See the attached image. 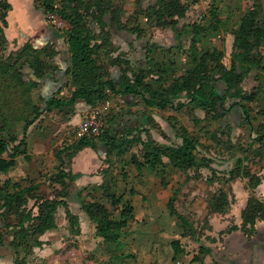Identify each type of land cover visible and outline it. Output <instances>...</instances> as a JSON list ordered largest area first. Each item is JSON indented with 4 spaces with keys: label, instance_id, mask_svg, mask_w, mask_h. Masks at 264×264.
Masks as SVG:
<instances>
[{
    "label": "trees",
    "instance_id": "trees-1",
    "mask_svg": "<svg viewBox=\"0 0 264 264\" xmlns=\"http://www.w3.org/2000/svg\"><path fill=\"white\" fill-rule=\"evenodd\" d=\"M34 1L43 12L54 11L70 24L65 31L67 48L70 53V64L66 71L69 77L68 81L74 88L69 96L64 97L55 93L49 98L41 100L40 104H35L32 101L31 90L37 82L25 81L22 78L21 68L27 63L34 69L38 77L43 75L45 62L39 57L38 49H34L29 42H26L17 50L4 56L5 58L0 55V58H3V60L0 59V127L4 129L7 125V136L0 135V172L6 171L14 163L15 155L21 151L24 144L28 125L42 112L63 105H72L78 98L90 106H94L107 99L110 93L130 98L140 97L145 106L156 107L160 110L168 107L180 110L188 106L194 112L198 108L202 111V116L195 115L196 121L204 120L209 116L221 118L224 122L223 126L228 129L232 127V124L225 122L224 117L228 111L236 109L241 118L234 121L233 125L241 126L243 122L247 124L248 143L260 142L264 139V119L254 125L253 116L250 113L251 107L248 105L249 102L256 100L257 92L261 86L257 84L248 91L240 86L244 77L261 61V56H257L251 51V47L260 44L264 37V23L260 22L256 9L258 6L254 4L255 0L251 5L242 9L235 26L230 31L233 40L227 66L221 62L222 53L219 48L198 47L194 37L196 31L190 39L186 52L189 57L187 65L183 72L172 77L170 82L165 81L167 79L163 77L167 71L165 63L157 60L151 54L145 60V68L136 70L135 67L139 64L138 60H131L125 52L116 51L110 27L141 34V26L138 22L131 23L129 19L123 24L119 22V16L125 11L121 2L115 3L113 0ZM196 1L157 0L155 5L143 7L140 2L135 0L136 5L132 14L136 15L135 12L141 10L148 22L150 19L154 21L151 27L173 26L178 18L185 15L189 4ZM7 7L6 0H0V20L2 22L0 37L3 36V27L6 25L4 17ZM204 21L205 19H202V22ZM127 23L131 25L128 26ZM191 23H188L187 26L196 30L195 23ZM96 27L99 29L97 34L94 32ZM209 27L215 29L212 23L209 24ZM41 50L45 51L46 49L44 47ZM99 51H102L108 63L117 64L120 67V73L116 78L99 72L97 63ZM212 68L217 70V75L212 77L207 86L205 83L208 80L207 73ZM149 77L150 79H148ZM104 88H107L109 92H105ZM29 114L31 115L29 116ZM159 119L157 121L153 112L150 111L149 114H146L143 125L135 127V129H133L134 126H125L121 131H117L114 128L116 125L115 115L111 114L108 117L106 115L99 135L78 137V140L73 144L56 150L55 156L59 163L51 176V180L56 181L59 185L56 195H66L68 186H66V190H62L66 182H69L66 179L72 180L75 177L65 167L71 154L83 146L94 148L97 141L105 145V156L114 152L116 157L126 151L130 144L139 143L140 152L130 156L138 173L144 167L152 169L164 165L163 157L167 159V163L171 167L180 171L206 166L212 173H215L216 169L211 165L213 159L210 156L205 154L197 156L199 142L194 135L181 126L178 127L181 130L176 132L174 123L169 118L160 117ZM18 121H23L22 133L19 138L13 132V126ZM161 121H164L174 131L172 136L166 128H163ZM146 124L149 127L144 126ZM155 129L158 130L157 135L164 141H159L152 135ZM141 132H144V138L141 137ZM220 134L222 135L221 132ZM224 140L228 139L224 138ZM246 150L242 156L233 155L228 158V160H234L232 168L227 165L219 171L225 170L228 173L226 181L238 175L248 177V187L252 189L259 183L260 178L251 171L248 165L241 164L243 160L249 158ZM4 151L7 152L5 156L3 155ZM254 151L253 154H260L258 149H254ZM121 174H124L123 171ZM112 180V178L103 179L95 188L103 191L102 195L110 201L111 205H119L120 217L118 219L110 215L106 204L99 199L82 200L80 208L93 223L95 233L102 237V240L107 244H114L115 249L119 252L118 256L124 259L131 254L121 251L122 243L119 236L122 227L126 225L127 218L131 216L132 206L128 201L122 199L120 193L115 195L114 192H109L108 182L110 183ZM8 183L9 181L5 180L0 184V243L5 237L10 236L8 246L15 253L14 262L16 264H27L34 247H40L43 243L40 236L45 231L56 227L55 213L59 206L64 207L68 232L74 235L80 233L78 216L65 207L64 200L57 199L55 196L48 198L40 195L35 199L36 209L32 210L31 207L26 208L25 205L27 199L31 198V191L38 184L22 185L18 181L11 182L10 185ZM227 196L228 194L224 190H216L207 200L209 209L222 211L229 201ZM167 207L184 227L182 235L187 233L193 236L195 228L184 214L175 209L173 195L168 199ZM263 217L264 204L253 194H250L245 207L241 210V229L251 231L255 220ZM170 245L173 249L172 258L174 259L175 255L182 251L179 239L171 240ZM205 250L207 249L199 247L200 252Z\"/></svg>",
    "mask_w": 264,
    "mask_h": 264
},
{
    "label": "crops",
    "instance_id": "crops-1",
    "mask_svg": "<svg viewBox=\"0 0 264 264\" xmlns=\"http://www.w3.org/2000/svg\"><path fill=\"white\" fill-rule=\"evenodd\" d=\"M218 1L220 6L224 4L235 6V2H237V0ZM6 2L8 7L4 17L6 21V25L3 27L4 37L9 43L20 44L19 46L29 42L34 49H38L39 57L45 62L43 75L39 77L29 64L26 63L22 67L26 74V76L22 75V78L25 81L37 82L36 86L31 90L32 101L35 104H40L41 100L47 99L55 93L64 97L69 96L74 86L68 81L69 77L66 71L70 64V53L67 48L65 32L58 31L47 23L43 11L36 6L34 0H6ZM113 2L122 3L125 12L121 15H125L126 20L131 16L129 22L132 23L135 16L132 14V10L136 5L135 0H113ZM196 5L195 3L193 6ZM231 14H235L233 7L227 15L230 16ZM185 16L186 14L178 18L173 26L151 27L152 35L147 33L148 36L150 35V40H144L145 38H142V34L138 35L125 29L110 27L112 42L116 47V51L125 52L131 60L139 61L142 56L146 59L151 53H154L155 49L157 55L152 56L166 63V52L171 49L170 53L174 55L177 53L178 44L174 41L176 36L182 40V46H185L184 48L186 49L189 47L191 37L195 34L190 29H183L185 26L188 27L187 24L182 29L179 28V23H182V21L184 23L185 20H188ZM120 18L123 19L121 16ZM202 19V15H198V21L202 22ZM126 20L123 19L124 22ZM140 20H145V17L143 15L138 16L136 22ZM129 25L131 24L129 23ZM232 26L234 27L235 24ZM228 32L226 33L228 40L230 37L228 50L230 54L233 37ZM185 38H187V45H185ZM152 43L157 48L151 49L150 44ZM44 47L46 50H41ZM198 47L200 48V46ZM185 51L187 52V50ZM180 60H182V57H180ZM24 66L30 67L32 74L36 78L29 77L28 71L25 70ZM262 70L260 69L259 72L264 75ZM111 71L115 72L114 75L112 74L113 72L111 73L114 78L120 73L119 69L115 71L113 68ZM166 74L163 77H167ZM253 74L254 72L250 71L241 81L240 86L242 89L248 90L247 88L257 85ZM57 90L59 91L56 92ZM104 91L109 92L107 88H104ZM107 99L111 101V105L106 115L107 117L111 114L115 115L116 125L114 128L117 131H121L122 127L124 128L125 126H134L135 128L143 125L145 116L150 111L153 112V116L157 121L160 117L169 119L175 117L174 121L179 119L176 110L169 112L171 110L169 107L160 110L156 107L145 106L140 97L130 98L110 93ZM255 101L259 106H263L264 90L260 96H256ZM251 103L253 102H249L248 105L251 106ZM91 107L90 104L78 98L72 105H63L42 112L28 125L24 144L21 151L15 155L14 163L6 171L0 172V184L5 180L9 181V185L11 182L16 181L22 185L37 183V187L31 191V198L27 199L25 205L26 208L31 207L32 210L36 209L35 199L40 195L48 198L55 196L57 199L64 200L65 207L78 216L80 233L78 235L72 234L74 236L73 241H76L75 244L83 250L87 248L89 251H96L97 248L105 246L106 242L95 233L93 223L90 222L80 208V202L94 199V196H90L88 191L92 192V189L101 183L103 179L113 178L116 180V187L121 189L119 193L122 199L128 200L132 206L131 216L126 221V225H130L131 230L134 232L137 229L141 230L143 226L140 222L141 217L144 218V214L149 208L150 213H161L164 215L163 219H167L170 223L169 232L165 233V229L161 227L162 221H158L159 225L157 226L158 222L155 224L154 221L150 220V224L157 227V230H154L157 233L150 235V238L145 237L142 233H135V236L130 239L132 255L124 259L119 257L123 261L122 264H264V217L255 220L251 231H244L240 227L242 220L241 210L245 207L250 194H253L264 204V139L260 142L249 144L247 124L242 125V128L232 124L231 133L223 135V138L231 141L232 146L224 152L225 149L223 147L211 142L212 155L205 153L206 156H210L213 159L211 165L216 169L215 173H212L206 166H200L198 167L199 173L196 178L186 174V176H181L180 173L173 172L178 169L171 167L165 157H163L164 165L152 168L150 173L148 171L138 173L130 158L127 155L125 156V153L122 157H114L113 152L111 159L108 161V156H105V145L97 141L94 148L83 146L71 154L65 167L75 177L72 180L66 179L71 183V186H68L66 195H56L59 185L56 181L51 180V176L59 163L55 152L78 140L76 135L77 123L82 114ZM259 108L258 110L250 111L251 116H253V123L255 122L256 124L261 119H264L260 114L261 110ZM196 110L197 108L194 110L196 116L201 117L202 111L200 110L201 114H199ZM232 110L234 111L235 109ZM226 116L225 122H229L231 119L230 111L227 112ZM238 119H235V121H238ZM223 123L221 128H225ZM180 124V122H176L174 126L178 127ZM209 124H211V131L218 126L214 125V121H209ZM144 126L149 127L147 124ZM233 134L236 136H232ZM16 135L17 138L21 136V134ZM238 136H242V139H239ZM141 137H145L144 132H141ZM206 144L208 143L206 142ZM241 146L251 151L254 149L260 151V154H256L257 157L253 154L249 155L250 163L248 166L260 178L259 183L252 189L248 187V177L238 175L226 181L228 173L225 170L219 171L222 167L230 166L232 162L234 163V160H228L231 156H242L243 152L239 150ZM6 154L7 152L4 151L3 155L5 156ZM167 167L170 171H167ZM171 169L173 170L171 171ZM121 171L127 173L121 174ZM192 173L188 171V175H192ZM121 175L124 176V179ZM193 180L197 183L195 184L196 187L192 188L191 183ZM220 188L228 194L227 198L229 201L222 211H211L207 200ZM126 191L129 194H126ZM172 195L173 201L177 198L178 202L179 197L182 200L184 199V203L180 202L178 208L174 205L175 209L184 214L188 220L193 216L194 219L190 220L195 228L193 236L187 233L182 235L184 227L174 215L170 212L169 215L167 214V201ZM98 198L96 197L95 199ZM166 215L169 216V219L165 218ZM129 220L132 221L128 222ZM55 222L56 227L45 231L40 236L43 243L40 247H34L27 264H54L53 261L55 262L56 254L52 253V251L58 250L59 246L68 237L67 235H70L63 206L57 208ZM160 230L164 233L160 234ZM177 238L180 241L182 251L177 253L173 259L174 253L170 242ZM9 239L10 236H7L0 243V264H16L14 262L15 253L8 246ZM199 247H204L207 250L200 252Z\"/></svg>",
    "mask_w": 264,
    "mask_h": 264
},
{
    "label": "rangeland",
    "instance_id": "rangeland-1",
    "mask_svg": "<svg viewBox=\"0 0 264 264\" xmlns=\"http://www.w3.org/2000/svg\"><path fill=\"white\" fill-rule=\"evenodd\" d=\"M138 2H142L141 5L143 7L150 5L153 6L156 4L157 0H137ZM256 2L254 4H256V9L260 18V22L264 23V0H255ZM245 2V3H243ZM254 2V0H237V2H235V6H230V5H219V1L218 0H197L196 2H191L186 10V16L188 20H185L184 23L182 21V23H179L178 26L180 29L183 28V26H185V24L194 22L196 25V30L191 29V27H186L183 29H189L192 32H196V34L194 35L195 37V41L196 43H199L198 46L200 47H217L220 49L222 55H221V62L224 66H227L229 64V44H230V37L228 40V35L226 32H230L232 29V25L236 24V21L240 15V13L242 12V7L246 8L249 5H251ZM197 4L196 6H193L194 4ZM222 3V2H221ZM253 4V5H254ZM233 9L235 10V14H231L230 16L227 15L231 10ZM125 12V11H124ZM142 11H137L135 12V16H134V20L133 22L137 21V17L142 16ZM144 15V14H143ZM198 15H202V18L205 19L204 22L198 21ZM146 16V15H145ZM121 17H123L124 20H126V16L125 15H121ZM221 19H220V18ZM122 18H120L119 16V22H121L122 24L125 23L123 21ZM128 19H130V16L128 17ZM150 19V18H148ZM154 21L150 19V22H148V20H140L138 23L141 26V36L142 38H145L144 40L148 39L150 40V35H152V23ZM213 26H215V29H212V27H209V24H211ZM2 22L0 20V26ZM181 24V27H180ZM192 24V23H191ZM207 26V27H206ZM161 28V27H159ZM177 28V29H179ZM175 30V29H172ZM210 30V31H209ZM94 32L97 34L99 32L98 27L95 28ZM203 32V33H202ZM228 32V33H229ZM147 33H150V35L148 36ZM99 39V38H97ZM147 40V42H148ZM176 43L178 44L177 46V53L174 55L171 52V49L166 52V63L165 66L167 68V74H166V79L165 81L170 82L172 77L177 76L178 73L183 72L184 67L187 65V62L189 61V57L186 55V51L188 50V47L185 49L182 45V40L180 38H178L176 36L175 40ZM173 41V42H174ZM184 41H186L185 45H187V38L184 39ZM201 43V44H200ZM20 44H11L8 42V40L4 37V35L2 37H0V55L3 56V58H5L4 56H7V54H9L10 52H13L15 50H17ZM157 48L155 44L152 43L151 49ZM176 49V48H175ZM251 51L256 54L257 56H261V61L260 63L264 62V37L261 40L260 44L258 45H254L253 47H251ZM257 52V53H255ZM150 53V52H149ZM156 53V54H155ZM168 53V54H167ZM151 55L156 56L157 52L154 49V53H151ZM180 57H182V60H180ZM3 58H0L1 60H3ZM106 57L103 56L102 51H99L98 53V57H97V63L99 64V72L100 73H104L107 76H112V74L114 75L115 72L111 71L113 68L115 69V71H117L119 69L120 71V67L117 64H111L108 63V61L105 59ZM146 59H144V56H142V58L138 61L139 64L135 67L136 70L141 69L142 70L145 68L146 66ZM181 61V62H180ZM258 64L257 67H254L252 69V71L254 72L253 77L255 78L256 82L258 85L261 86L260 90H258L257 95L256 96H260L261 92L264 90V75L260 74V69L262 71H264V63L262 64ZM189 64V63H188ZM263 65V66H262ZM115 66V67H114ZM113 67V68H112ZM262 67V68H260ZM23 72V76H26L24 69H21ZM113 72V73H112ZM217 70L215 68H212L208 71L207 75H208V80H206V85L208 86L209 82H211V79L213 76L217 75ZM112 73V74H111ZM149 76V75H148ZM150 79V77L148 78ZM162 83V82H161ZM255 83V82H254ZM252 88V86L250 88H247L248 90H250ZM247 90V91H248ZM263 106H259L257 104V102L253 101V103H251V110H258V107H260L259 109L261 116L264 118V103H262ZM174 110L171 109L169 112H173ZM199 114H201V111L197 108L196 110ZM233 110H230V120L229 122L231 124H233V122L235 121V119L237 120L238 118L240 119L241 116H239V112L238 110H234L233 112H231ZM178 118V121H174L175 117L170 118L173 123H181L180 126L184 127L186 129L187 132H189L190 134L194 135L197 139H198V149H197V156L199 157L201 153L205 154L207 153V155H212L211 154V142L216 143V145H220L221 147H223L225 150L224 152L229 149L232 146V143L230 140H224L223 135L228 134L229 132L231 133L232 129L228 130L226 127L225 128H220V125L222 124V119L219 118H211L210 116L205 118L204 120H199L196 121V114L191 111L190 107H184L180 110H176ZM175 112V113H176ZM31 114H29L30 116ZM239 116V117H238ZM227 116L224 117V120H226ZM234 120V121H233ZM209 121H214V125H218L213 131H211V124H209ZM205 122V123H202ZM162 125L164 128H166V130L168 131V133L172 136L173 132L171 128H169V126L164 122L161 121ZM9 124V123H8ZM11 125H13L12 123H10ZM245 122L242 123V125H244ZM256 123L254 122V125ZM23 125V121H18L15 122V125L13 126V132L20 135L21 134V126ZM241 125V128L243 127ZM179 127V126H178ZM178 127H175L176 132H179L180 130L178 129ZM180 127V128H181ZM238 127V126H237ZM237 127H235V129H237ZM135 129V128H134ZM234 129V128H233ZM158 130H153L152 135H154V137L156 139H158L159 141H164L163 138H161L157 132ZM222 133V135H218V133ZM238 132V131H237ZM216 133V134H215ZM0 135L2 136H7V125L6 127L3 129L0 127ZM232 136H236L235 134H233ZM221 138V139H220ZM238 138L242 139V136H238ZM179 141V138L177 139ZM223 140V141H221ZM206 142L208 144H206ZM135 146V147H134ZM140 144L139 143H132L130 144L126 151H123L122 153H120L119 157H122L125 153V156L127 155V157L130 158L131 154H135V153H139L140 151ZM242 153V155L244 154V151L246 150L245 147L242 146L241 149H239ZM247 155H251L253 153H255V151H251L250 149L246 150ZM262 152V150H261ZM254 156L257 157L256 154H253ZM107 160L109 161L111 158V154L107 155ZM115 157V156H114ZM251 157V156H250ZM251 159V158H250ZM250 163L249 158L245 159L242 161V165L246 166ZM233 162L232 165L229 166V168L233 167ZM163 165V164H162ZM149 170H148V169ZM223 168V167H222ZM241 169H243V167H241ZM173 169H171L172 171ZM199 168H191L189 170L186 171H178V170H174L173 172L175 173H180V175H187V176H192V178H196L197 174L199 173ZM146 172L148 171L150 173V171H152V169H150V167H144L142 169L141 172ZM167 171H170V169L167 167ZM188 171L189 172H193L192 175L189 174L188 175ZM122 172V171H121ZM120 172V173H121ZM139 172V173H141ZM127 172H124V174H126ZM132 173H134V171H132ZM185 175V176H186ZM124 179V176L121 175ZM113 179V178H112ZM115 181L116 180H112V182H108L109 185V192H114L115 195H118V193L120 192V187H116L115 185ZM197 183V182H196ZM195 181L193 180L191 183V187L193 188L195 186ZM66 186H71L70 182H66V185L63 186L62 190H66ZM196 187V186H195ZM68 188V187H67ZM132 188V187H131ZM221 189V188H220ZM68 191V189H67ZM103 191L101 190H97L95 188L92 189L91 191H88V193L90 194V196H94V198L99 197L98 199L101 200L102 202H104L108 208V210L110 211V215L115 218L118 219L119 216V205L115 206V205H111L110 201L104 196L102 195ZM126 194H129L126 191ZM176 195V194H175ZM178 197V196H177ZM128 201V200H126ZM184 203V199L182 200L180 197L178 198V202H177V198L175 199V201H173V204L175 206H177V208L179 207V203ZM158 211V210H155ZM159 212V211H158ZM169 215V210L168 213ZM166 215L165 218L169 219V216ZM191 216V215H190ZM164 215L163 214H152L150 213V208L146 210L145 214H144V218L141 217L140 222L142 223V228L137 229L135 232L133 230L130 229V225H125L122 227L121 231H120V236H119V240L121 241L122 245H121V251L124 253H130L132 252V248L130 245V239L135 236V233H142L145 237H149L150 235H152L153 233H157L156 231L154 232V230H157V227L153 224H150V220L154 221L155 224L158 221H162V225L161 227L163 229H165V233H168V227H169V221L167 219H163ZM128 219V218H127ZM193 216L190 217V220H193ZM132 220H129L128 222H131ZM157 226L159 225V222L156 224ZM150 227H155V228H150ZM162 230H160V234L164 233ZM158 235V234H157ZM68 237H66V239L63 241L64 243L61 244L58 248V250L56 249L54 252L52 251V253L56 254L55 257V262L53 261L54 264H119V263H123V261L120 260L119 256H118V250L115 249L114 244H103L105 246H102L101 248H97L96 251H89L87 248L86 249H82L81 247H78L77 244H75L74 240V236H72V234L70 233V235H67ZM72 251V253H71ZM90 253H89V252ZM132 255V254H131ZM31 257V256H30ZM29 257V258H30ZM37 264V263H36ZM52 264V263H51Z\"/></svg>",
    "mask_w": 264,
    "mask_h": 264
},
{
    "label": "built area",
    "instance_id": "built-area-1",
    "mask_svg": "<svg viewBox=\"0 0 264 264\" xmlns=\"http://www.w3.org/2000/svg\"><path fill=\"white\" fill-rule=\"evenodd\" d=\"M43 13L45 20L52 28L62 32H65L69 28V22L58 13L54 11H47ZM110 105L111 101L109 99H105L96 103L88 111L84 112L77 123V137H96L99 135Z\"/></svg>",
    "mask_w": 264,
    "mask_h": 264
},
{
    "label": "water",
    "instance_id": "water-1",
    "mask_svg": "<svg viewBox=\"0 0 264 264\" xmlns=\"http://www.w3.org/2000/svg\"><path fill=\"white\" fill-rule=\"evenodd\" d=\"M24 68H25V70L28 71V75H29V77H31V78L34 79L35 76L32 74V71H31L30 67H28V66H24ZM35 78H36V77H35Z\"/></svg>",
    "mask_w": 264,
    "mask_h": 264
}]
</instances>
